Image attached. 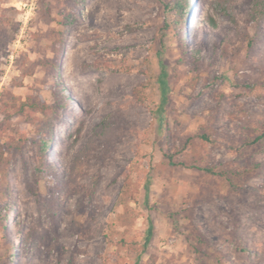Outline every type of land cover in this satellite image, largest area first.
Masks as SVG:
<instances>
[{"label": "rangeland", "instance_id": "1", "mask_svg": "<svg viewBox=\"0 0 264 264\" xmlns=\"http://www.w3.org/2000/svg\"><path fill=\"white\" fill-rule=\"evenodd\" d=\"M254 2L0 0V264H264Z\"/></svg>", "mask_w": 264, "mask_h": 264}, {"label": "trees", "instance_id": "2", "mask_svg": "<svg viewBox=\"0 0 264 264\" xmlns=\"http://www.w3.org/2000/svg\"><path fill=\"white\" fill-rule=\"evenodd\" d=\"M178 4L179 5H182V3L181 2H178ZM257 10V12H262V13H264V0H255V2H254V11H256ZM255 13V12H254ZM161 83V82H160ZM162 84H164V82H162ZM23 105L25 104V103H22ZM42 106H44L43 105V103H40V102H37L36 104L34 103V102H31L30 103V108H32V109H35V110H37V108H41V110L43 109V107ZM45 107V106H44ZM199 138H201V139H203V140H206V141H209V137L207 136V135H204V134H202V135H199ZM258 138H260V137H257L256 139H254L253 141H255V140H258ZM180 165H183V163H179ZM197 168H199V167H197ZM199 169H202V170H205L206 172H208V173H211V172H213V169L211 168V167H208V166H205V167H203V168H199ZM151 231H152V224H151V222L149 223V226H148V229H147V234H146V236H145V241H144V243H146L147 244V242H148V240H149V235L151 234Z\"/></svg>", "mask_w": 264, "mask_h": 264}]
</instances>
